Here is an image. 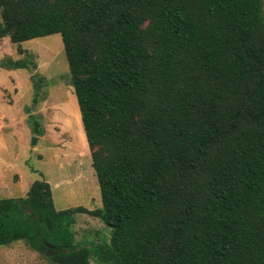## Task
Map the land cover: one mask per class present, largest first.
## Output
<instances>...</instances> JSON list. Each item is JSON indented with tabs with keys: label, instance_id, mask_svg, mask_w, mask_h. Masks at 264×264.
I'll return each mask as SVG.
<instances>
[{
	"label": "trees",
	"instance_id": "obj_1",
	"mask_svg": "<svg viewBox=\"0 0 264 264\" xmlns=\"http://www.w3.org/2000/svg\"><path fill=\"white\" fill-rule=\"evenodd\" d=\"M0 15V39L61 34L102 194L58 210L35 180L0 198V246L56 264H264V0H0ZM77 213L109 242L77 241Z\"/></svg>",
	"mask_w": 264,
	"mask_h": 264
},
{
	"label": "rangeland",
	"instance_id": "obj_2",
	"mask_svg": "<svg viewBox=\"0 0 264 264\" xmlns=\"http://www.w3.org/2000/svg\"><path fill=\"white\" fill-rule=\"evenodd\" d=\"M17 60L29 67L10 62ZM32 115L44 129L35 146ZM37 179L50 183L58 210L102 206L60 33L22 43L9 36L0 39V198L26 196ZM71 228L82 243H107L112 233L105 222L87 213L75 214ZM0 264L56 263L27 242L16 241L0 246ZM92 264L107 263L94 255Z\"/></svg>",
	"mask_w": 264,
	"mask_h": 264
}]
</instances>
